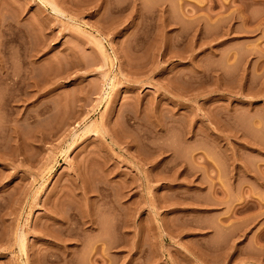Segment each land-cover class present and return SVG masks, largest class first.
Returning a JSON list of instances; mask_svg holds the SVG:
<instances>
[{"label": "rangeland", "instance_id": "1", "mask_svg": "<svg viewBox=\"0 0 264 264\" xmlns=\"http://www.w3.org/2000/svg\"><path fill=\"white\" fill-rule=\"evenodd\" d=\"M0 264H264V0H0Z\"/></svg>", "mask_w": 264, "mask_h": 264}, {"label": "bare ground", "instance_id": "2", "mask_svg": "<svg viewBox=\"0 0 264 264\" xmlns=\"http://www.w3.org/2000/svg\"><path fill=\"white\" fill-rule=\"evenodd\" d=\"M103 47V46H102ZM101 47V48H102ZM91 126L92 125H87V129H89L90 130V128H91ZM93 130V129H92ZM86 131V130H85ZM91 131V130H90ZM92 132V131H91ZM78 175V174H77ZM80 175V174H79ZM79 177V176H78ZM79 181H80V178H79ZM84 181H85V179H84ZM80 182H82V183H84L83 182V178L81 177V181ZM86 182V181H85ZM88 183V182H87ZM86 184V183H85ZM82 185V184H81ZM84 186V185H83ZM86 186V185H85ZM88 186V185H87ZM87 186H86V188H87ZM85 187L83 188V189H86ZM88 191V190H87ZM87 193V192H86ZM84 194V195H87V194ZM85 217V216H84ZM20 241H21V245H22V247H24V245H25V237L22 235L21 237H20Z\"/></svg>", "mask_w": 264, "mask_h": 264}]
</instances>
